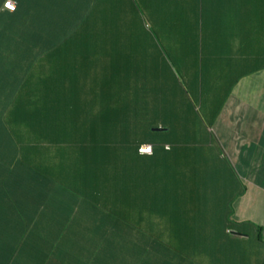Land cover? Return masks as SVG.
Segmentation results:
<instances>
[{
	"label": "trees",
	"instance_id": "16d2710c",
	"mask_svg": "<svg viewBox=\"0 0 264 264\" xmlns=\"http://www.w3.org/2000/svg\"><path fill=\"white\" fill-rule=\"evenodd\" d=\"M16 1L0 5V264H202L171 239L205 204L201 152L171 129L187 71L137 22L164 0Z\"/></svg>",
	"mask_w": 264,
	"mask_h": 264
},
{
	"label": "crops",
	"instance_id": "0c3cea01",
	"mask_svg": "<svg viewBox=\"0 0 264 264\" xmlns=\"http://www.w3.org/2000/svg\"><path fill=\"white\" fill-rule=\"evenodd\" d=\"M147 7L139 27L171 39V64L187 71L186 110L171 113L172 134L201 152L205 204L172 222L171 239L199 245L202 264H264V0H185L182 17Z\"/></svg>",
	"mask_w": 264,
	"mask_h": 264
},
{
	"label": "rangeland",
	"instance_id": "374dc122",
	"mask_svg": "<svg viewBox=\"0 0 264 264\" xmlns=\"http://www.w3.org/2000/svg\"><path fill=\"white\" fill-rule=\"evenodd\" d=\"M179 1V0H177ZM176 0H164L162 2V8L160 9V16L161 17H182L183 16V12L184 10L182 9V6H178V8L176 7ZM125 19L126 23H128V26L130 25L131 22H127V20L131 21V19L133 17H120V19ZM132 26L135 28L136 30V25L134 23H131ZM131 26V25H130ZM133 34H137V31H134L132 32ZM161 41V44L163 45V48L167 51V52H170V42H171V39H167L165 37H160L159 39ZM191 155V159L194 158V155H196V153L194 154L193 151H190L189 152ZM193 153V154H192ZM190 159V161H192Z\"/></svg>",
	"mask_w": 264,
	"mask_h": 264
},
{
	"label": "built area",
	"instance_id": "2783aa9c",
	"mask_svg": "<svg viewBox=\"0 0 264 264\" xmlns=\"http://www.w3.org/2000/svg\"><path fill=\"white\" fill-rule=\"evenodd\" d=\"M9 3L12 4V6H13L12 8L8 7ZM4 7L13 11L16 8V2L14 0H6L4 2ZM167 148H169V146H167ZM139 151H140V153H143V154H152L153 146L150 143H144L140 146Z\"/></svg>",
	"mask_w": 264,
	"mask_h": 264
},
{
	"label": "water",
	"instance_id": "95a60500",
	"mask_svg": "<svg viewBox=\"0 0 264 264\" xmlns=\"http://www.w3.org/2000/svg\"><path fill=\"white\" fill-rule=\"evenodd\" d=\"M155 129H158V130H159V129H161V128H160V127H157V128H155Z\"/></svg>",
	"mask_w": 264,
	"mask_h": 264
},
{
	"label": "clouds",
	"instance_id": "9594fccd",
	"mask_svg": "<svg viewBox=\"0 0 264 264\" xmlns=\"http://www.w3.org/2000/svg\"><path fill=\"white\" fill-rule=\"evenodd\" d=\"M8 7H9V8H12L13 6H9V5H8Z\"/></svg>",
	"mask_w": 264,
	"mask_h": 264
},
{
	"label": "snow or ice",
	"instance_id": "6c2138e0",
	"mask_svg": "<svg viewBox=\"0 0 264 264\" xmlns=\"http://www.w3.org/2000/svg\"><path fill=\"white\" fill-rule=\"evenodd\" d=\"M9 6H12V4H11V3H9Z\"/></svg>",
	"mask_w": 264,
	"mask_h": 264
}]
</instances>
